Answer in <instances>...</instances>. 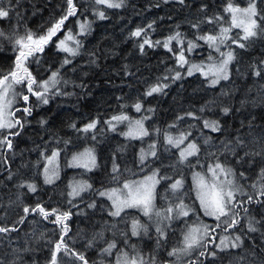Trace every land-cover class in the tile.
Instances as JSON below:
<instances>
[{
  "label": "trees",
  "instance_id": "obj_1",
  "mask_svg": "<svg viewBox=\"0 0 264 264\" xmlns=\"http://www.w3.org/2000/svg\"><path fill=\"white\" fill-rule=\"evenodd\" d=\"M255 2L264 10V0ZM73 3L76 14L68 17L42 52H34L24 62L37 82L47 81L53 72H58L56 88L46 94L48 104L37 100L26 87L16 86L18 92L29 96V103L25 104L21 96L16 97L13 110L20 109L15 115L23 127L11 130L20 132L18 136H9L12 150L0 149V227L17 229L0 233V261L48 264L55 242L67 225L65 243L83 254L89 264H115L120 250L132 251L129 245H135L145 259L155 257V264H264V203L255 202L264 201V196L258 195L260 184L264 183H258L264 156L252 155L264 147V36L238 41L246 44L245 48L234 47L238 43L227 40L222 49L234 50L235 56L230 77L212 87L199 71L189 76L187 69L191 64L208 65L221 60V55L198 37L219 35L221 27L229 26L230 15L225 12L229 0H184L183 4L123 0L120 8L97 5L94 0H73ZM233 3L247 7L248 0ZM3 6L10 11L9 18L0 19V31L9 36H23L27 31L36 36L46 35L68 7L66 0H3ZM99 11L105 13V19L99 18ZM217 16L222 19L217 20ZM210 19L212 23L208 22ZM82 24L86 31L77 33ZM137 30H141L139 37L132 35ZM68 33L78 36L75 56L57 48ZM177 33L180 36L169 42V51L163 45ZM228 35L235 38L243 33L233 28ZM145 38L152 46L145 44L141 50ZM189 41L197 45L191 52L187 50ZM17 47L12 40L0 37V74L15 69ZM182 50L188 60L183 67L178 61ZM65 59L70 63L65 64ZM256 71L261 74L257 76ZM152 87L161 90L148 96ZM137 103L141 105L139 113ZM25 107L31 108V115L23 112ZM224 108L229 109L227 115ZM119 115H130L132 119L145 117L149 135L130 139L124 135L127 127L111 128L119 125L112 121ZM206 120L218 122L220 131L205 128L201 133ZM90 122L96 123L95 129L87 133L79 131ZM188 133L200 151L188 159L190 164L179 163L180 148L169 145L165 137ZM153 143L157 156H150L141 164V149L151 152L149 145ZM87 149L93 151L96 167L89 171L70 166L73 157ZM53 151L60 152L59 172L49 184L45 182L44 168L46 157ZM217 159L234 169L238 185L253 197L249 204L247 196H236L243 207L236 209L238 223L233 227L221 224L216 228L218 222L203 214L193 190V174L206 172L207 166ZM114 165L118 172H113ZM153 170H158L160 180L157 208L169 204L175 207L183 199L192 209L188 217L162 228L163 237L156 232L157 224L139 212H125L118 218L110 216L111 203L99 195L100 191L121 187L124 181L144 178ZM178 179H183L185 186L174 194L170 185ZM254 183L256 188L252 187ZM28 184L35 185L36 191H29ZM79 184L91 188L73 198L69 193ZM93 203L95 207H89ZM37 204L48 211L55 208L61 213L69 212V218L56 224L51 222L54 216L46 220L39 213L23 211L24 207L32 209ZM133 219L147 226V235L143 231L140 236L131 235ZM250 221L258 229L256 232L248 230ZM201 223L211 226L207 245L181 253L185 256H169L174 248L183 247V236L189 228ZM237 235L242 243L235 240ZM222 238H227V247L220 245ZM111 241H116L117 249L111 256L102 254ZM233 242L240 243V247L232 248ZM213 252L215 257L211 255ZM61 258L66 264H82L63 253Z\"/></svg>",
  "mask_w": 264,
  "mask_h": 264
},
{
  "label": "snow or ice",
  "instance_id": "obj_2",
  "mask_svg": "<svg viewBox=\"0 0 264 264\" xmlns=\"http://www.w3.org/2000/svg\"><path fill=\"white\" fill-rule=\"evenodd\" d=\"M66 2L68 5L66 14L63 15L47 30L46 35L36 36L33 32L27 31L23 36H9L8 34L0 31V37L10 39L13 41L14 45L18 46L15 49L18 51V55L16 56L15 60V69L6 74H0V149L6 148L8 150H12L13 144L12 140L9 139V136H18L20 132H11V130L17 128L18 126L20 128L23 127L21 120L16 118L15 115L17 111H20V109L13 110V106L17 96H21L25 104L29 103V96L22 92H18L16 90V86L26 87L27 92L35 96L37 100H40L43 104H48L49 100L46 94L49 93L51 89L56 88L58 84V72H53L51 78L47 81L37 82L35 77L32 76V73L28 71L24 62L34 52H42L44 50V46L51 42L52 38L56 36L57 32L61 30L68 17L76 14L77 8L73 3V0H66ZM94 2L97 5H103L107 8H120L123 4V0H120L118 3L115 2V0H94ZM178 2L183 4L184 0H178ZM9 11V9H6L3 6V0H0V19L9 18ZM225 12L230 15V24L228 27H221L219 35L198 37V39L204 40L210 48H214L215 51L220 52V45L224 44L225 41L229 39H232L233 43H238L240 40L248 41L252 38L264 36V25L261 23L264 22V10L258 8L255 0H248L247 7H240L239 5L234 4L233 0H229V3L225 8ZM98 14L100 19L106 18L103 11H99ZM216 19L221 20L222 17L217 16ZM208 22L212 23L213 21L210 19ZM149 27H151V25H149ZM84 28L85 25L82 24L81 30L83 31ZM233 28L240 29L243 35L237 36L235 38L230 37L228 34ZM132 35L139 37L141 35V30H137ZM179 36L180 34L177 33L175 37H169L168 42H165L163 46L165 48H169V42L177 39ZM72 39L73 37L71 34L66 37V40ZM76 43L77 46H79V41H76ZM157 43H159V41H157ZM145 44L152 46L151 42L145 38L143 43L140 45L141 50H143ZM196 46V44L189 41L187 50L191 52ZM238 47L245 48L246 44L238 43ZM57 48L69 53L72 56L77 54L73 48L67 46L65 40H60L57 44ZM169 51H171L170 48ZM220 55L224 58L219 63L213 62L208 65L191 64L187 69V74L190 76L194 71H199L206 79L211 77L210 84L212 86L218 84L220 80H227L229 78L228 66L235 59V56L232 51L227 53L220 52ZM208 59L211 61L213 60V57L210 55ZM178 61L181 67H183L185 64H188V60L184 57L183 50L178 56ZM64 63L67 64L70 63V61L65 59ZM205 68L207 71H204ZM255 74L259 76L261 73L260 71H256ZM175 78H180L179 72L176 73ZM160 90L161 89L159 87H152L147 92V95L151 96L153 93L159 92ZM135 108L137 111H140L141 105L137 103ZM203 110L204 109H201V111ZM23 112L27 115H31V108L25 107ZM223 112L225 115H227L229 109L224 108ZM188 115L192 116L193 114L189 113ZM112 119L117 122H123L126 120L129 121L128 131L124 133V135L130 138L136 139L149 135L148 130L144 128L143 122L141 120H136L133 124V122L129 120V117L125 115L114 116ZM181 119H183V117H181ZM109 124L112 126L110 121ZM204 126L206 128H210L214 132L220 131L219 124L216 121L209 122L206 120L204 121ZM72 127L75 128V125H72ZM95 127L96 123L90 122L79 131L87 133L90 130L95 129ZM188 135H190V133L181 134L177 138L166 135L165 139L169 145L179 149L180 145L184 144V141L187 139ZM93 139H95L94 136ZM205 143H207V141H205ZM149 148L151 149V156L156 157L157 152L155 151V143L150 144ZM199 151L200 149L196 143H188L185 148L180 149L178 162L184 163L185 161H188V157L196 156ZM58 155L59 153L57 151H53L50 156L46 157L47 164L54 165ZM145 155L146 153L143 149H141V164L145 163ZM245 155H248V153H245ZM252 155L264 156V147H262L260 151L252 153ZM73 161L76 167H83L89 171L96 167V157L91 149L85 150V152L79 154V156H74ZM188 162L189 164L191 163L190 161ZM118 171V168L114 165L113 172L115 173ZM44 173L45 182L51 183V177L48 175V167L44 168ZM52 175H56L55 168L52 169ZM157 176L158 170H153L151 175L145 176L141 180H127L123 182L122 187H114L107 191H100L99 195L101 197H106L111 202L112 210L109 211V215L114 218H118L121 217V214L124 213L126 209H136L144 216L149 217L150 220L153 216H155L157 218L158 224L165 220L171 221L173 219L174 212L176 217H187L192 209L183 202V199H180L179 203L176 204L175 207L169 204L167 207L162 209L157 208L155 204L157 197L156 187L160 183V180L157 179ZM235 176L236 172L234 169L219 162L218 159L214 164H209L207 166L206 172H196L193 174V190L195 191L196 199L199 201V207L205 216L212 217L218 222L215 226L216 228H219L221 224L228 225V227H233L238 223L236 217L239 215V213L236 211V209L243 207V203L236 200V196L238 194L247 196V203L250 204L253 202V197L244 192L242 187L236 183ZM240 176L243 177L244 173L241 172ZM258 176V183L260 181H264V168L260 169ZM113 178L115 179V176ZM23 186L24 185H21V187ZM256 186L257 185L255 183L252 185L253 188H256ZM27 187L29 191H36V187L33 184H28ZM182 187L183 181L179 179L170 185V189L174 194L180 191ZM87 188H91V185H76L72 188V191L69 193V195L76 197ZM258 195L264 196V183L260 184ZM255 202L264 203V201H260L259 199H257ZM89 207H95V204H90ZM23 211L25 213H29L30 211L33 214L39 213L46 220L50 216H54L55 219L51 222L56 224H63V222L66 221L70 215L69 212L61 213L55 208L51 211H48L45 209V207L39 204H37L36 207L32 209H29V207H24ZM244 211L247 213L248 209L244 208ZM20 222H23V218ZM256 223L258 224L260 221H256ZM210 227L211 226L207 224L201 223L198 226L189 228V230L183 236V247L174 248L168 253V255L179 257L181 253H188L189 250L193 249L194 247L201 246L202 244L206 246L208 237L210 235ZM248 230L250 232H256L258 229L253 226L250 221ZM11 231H17V229L0 227V233L7 234ZM141 231L147 235V226L142 225L138 219H133L131 223V235L140 236ZM212 231H215V228H213ZM62 232L63 235L60 237L59 241L55 242L48 264H66V262L61 258V253H63V256L74 257L76 260L81 261L82 264H89L88 260L83 254L73 251L65 243L64 236H66L68 232L67 225L63 226ZM156 232L160 237L165 235L164 230L159 226H157ZM126 235L127 234L125 233V236ZM226 239L227 238H222L220 240V245L227 247L225 243ZM235 240L237 242H241L240 236L237 235ZM124 242L125 244H128L127 239H125ZM157 244H159V239L157 240ZM89 247H91V243H89ZM129 247L132 249L131 252H124L123 250H120L117 253L115 264H155V257L145 259V257L141 255L139 251H137L135 245H129ZM224 247H221L220 250H224ZM231 247H240V243L233 242ZM114 249H117V243L116 241H111L108 243L107 247L103 249L102 254L111 256ZM200 255L204 256L205 252L201 251ZM211 255L215 257L216 254L213 252ZM0 264H3V262L0 261Z\"/></svg>",
  "mask_w": 264,
  "mask_h": 264
},
{
  "label": "rangeland",
  "instance_id": "obj_3",
  "mask_svg": "<svg viewBox=\"0 0 264 264\" xmlns=\"http://www.w3.org/2000/svg\"><path fill=\"white\" fill-rule=\"evenodd\" d=\"M165 2H178V0H164ZM115 2H119V0H115ZM229 19H230V17H229ZM86 31V27L84 28V30L82 31L81 30V27L80 28H78L77 29V33H80V34H82V33H84ZM69 34H71V36L73 37V39L72 40H66V37L69 35ZM77 39H78V36L77 35H74L73 33H68L66 36H65V38L63 39V40H65V42H66V44H67V46L68 47H70V48H73L74 50H76V46H77V43H76V41H77ZM73 42L75 43V45H74V47H73ZM225 44H226V41H225V43L224 44H221L220 45V52H223V53H227V52H229V51H232V50H223L222 49V47L223 46H225ZM238 46V44H235L234 45V47H237ZM193 50V49H192ZM211 50H215L214 48H211ZM208 51H206L205 53H207ZM217 52V51H216ZM220 52H218L219 54H220ZM232 52H234V50L232 51ZM198 54H201V53H198ZM204 55V54H203ZM224 57H222L221 56V60L223 59ZM220 60V61H221ZM219 61V62H220ZM219 62H217V63H219ZM231 64H232V62L229 64V66H228V71H229V77H230V68H231ZM204 71H207V69L205 68L204 69ZM199 73H201V72H199ZM201 75H202V73H201ZM203 77H204V75H202ZM205 78V77H204ZM206 79V78H205ZM210 79H211V77H209L208 79H207V81H208V84H209V86H212L211 84H210ZM224 80H220L219 81V83L218 84H216L215 86H212V87H216V86H218L221 82H223ZM15 102H16V99H15V101H14V104H15ZM14 107V106H13ZM137 111V110H136ZM140 111H141V109H140ZM140 111H137L138 113L140 112ZM125 116H128L129 117V120L130 121H132L133 122V124H134V122L136 121V120H141L142 122H143V125H144V128L145 129H147V127H146V121H147V119L145 118V117H140V118H137V119H132V117L130 116V115H125ZM112 121H113V119H112ZM115 124H119V125H116L115 127H111V128H116V127H118V126H124V127H127V129H126V132L128 131V127H129V121L128 120H126V121H123V122H117V121H113ZM205 126H203V128H202V131H201V133L205 130ZM126 136V135H125ZM180 135H173V138H177V137H179ZM201 136V135H200ZM127 138H130V137H128V136H126ZM146 137V136H145ZM145 137H142V138H136V139H143V138H145ZM130 139H133V138H130ZM190 142H193V141H191L190 140V136L188 135L187 136V139L184 141V144H182V145H180V149H183V148H185L186 147V145L188 144V143H190ZM193 143H195V142H193ZM197 144V143H196ZM198 146V145H197ZM176 148V147H175ZM59 153V155H58V157L56 158V161H55V163H54V165H48L47 163V166L46 167H48L49 168V173H48V175L51 177V183H49V184H52L53 183V180L56 178V175H57V172H59V163H60V152H58ZM146 153V155H145V160L148 158V157H150L151 156V154H150V152L149 151H146L145 152ZM190 158H193V156H190V157H188V159H190ZM70 166H73V167H76L75 165H74V161H73V159L70 161ZM53 168H55V171H56V175H52V169ZM81 168H83V167H81ZM84 169H86V168H84ZM94 169V168H93ZM92 169V170H93ZM87 170V169H86ZM151 175V174H150ZM141 179H143V178H141ZM141 179H139V180H141ZM157 179H159L158 178V176H157ZM179 180H182L183 181V187H182V189L180 190V191H178V192H181L183 189H184V186H185V181L183 180V179H179ZM235 181H236V183H237V178H236V176H235ZM238 184V183H237ZM76 186V185H75ZM158 186H159V184L157 185V187H156V193H157V190H158ZM122 187V186H121ZM73 188V187H72ZM89 191V188H87V189H85L84 191H82L81 193H80V195H78V196H76V197H73V198H78V197H80V196H82L84 193H86V192H88ZM107 191V190H106ZM102 198H104L105 200H107V201H109L106 197H102ZM110 202V201H109ZM111 203V202H110ZM155 204H156V201H155ZM156 206H157V204H156ZM190 208V207H189ZM129 211H136V212H139L140 214H142L140 211H137L136 209H126L125 210V212H129ZM124 212V213H125ZM124 213H122L121 214V216L124 214ZM192 214V211H190L189 212V215H191ZM188 215V216H189ZM142 216L143 217H146V216H144L143 214H142ZM187 216V217H188ZM208 217V216H207ZM148 219H149V217H147ZM183 218H185L184 216H180V217H176L175 216V212L173 213V219L171 220V221H167V220H165V221H163L162 223H159L158 224V221H157V218L155 217V216H153L152 218H151V221L152 222H154V224H157V226H159V227H161V228H166L171 222L173 223V222H175V221H180V220H182ZM212 218V217H211ZM212 219H214V218H212ZM150 220V219H149ZM215 220V219H214ZM186 254H181L180 256H185Z\"/></svg>",
  "mask_w": 264,
  "mask_h": 264
},
{
  "label": "bare ground",
  "instance_id": "obj_4",
  "mask_svg": "<svg viewBox=\"0 0 264 264\" xmlns=\"http://www.w3.org/2000/svg\"><path fill=\"white\" fill-rule=\"evenodd\" d=\"M211 247V246H210Z\"/></svg>",
  "mask_w": 264,
  "mask_h": 264
}]
</instances>
